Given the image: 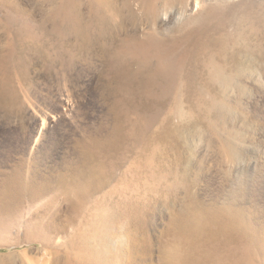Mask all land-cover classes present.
<instances>
[{
	"label": "bare ground",
	"instance_id": "6f19581e",
	"mask_svg": "<svg viewBox=\"0 0 264 264\" xmlns=\"http://www.w3.org/2000/svg\"><path fill=\"white\" fill-rule=\"evenodd\" d=\"M169 14L181 19L161 24ZM30 49L36 74L58 87H74L77 64L99 57L107 118L81 132L73 159L53 163L50 122L39 115L31 151L0 184L3 214L39 202L19 243L57 244L46 264H154V248L159 264H264V224L233 203H202L187 156L189 140L216 129L226 87L241 89L264 63V0H0V99L17 98L13 75L34 84ZM160 207L169 215L157 236ZM28 254L22 263L34 264Z\"/></svg>",
	"mask_w": 264,
	"mask_h": 264
},
{
	"label": "rangeland",
	"instance_id": "374dc122",
	"mask_svg": "<svg viewBox=\"0 0 264 264\" xmlns=\"http://www.w3.org/2000/svg\"><path fill=\"white\" fill-rule=\"evenodd\" d=\"M196 13L197 10L192 9L188 15ZM180 19L169 14L161 20V24L172 25ZM24 56L30 62L34 84L29 86L20 82L19 85L16 75H13L15 80L11 82V89L18 95L17 98L0 99V184L6 177L2 174L8 173L12 165L21 162L23 155L31 151L35 140L33 131L41 128L43 123L39 117L42 112L50 122L44 142L54 143L56 148H49L47 153L53 163L59 162L61 157L73 159L75 142L81 132L90 131L107 118V104L100 97L99 78L103 68L99 57L94 56L77 64L74 87H58L56 82L46 80L39 72V75L36 74L42 64L33 49L26 51ZM240 84L241 89L239 83L226 87L225 107L218 108L215 113L216 129H205L199 138L188 141L191 147L187 155L188 181L202 203L210 206L233 203L244 210L252 225H263L264 63L246 71ZM229 134L235 137L231 138ZM230 144L234 152L227 150L226 146ZM38 203L23 204L14 214L0 212V236L2 238L4 234L3 237L8 239V243L2 240L0 243V264H24L21 259L24 251H29L28 255L34 257V264H46L47 259H52L53 255L47 253L50 247H59L57 244L51 243L48 248H42L38 243L26 244L17 240V236L24 231L21 222L25 220L27 211L34 209ZM168 215L162 207L156 211L153 217L154 235L158 236L163 231ZM60 223L66 225L65 217H61ZM67 227L64 232L54 235L56 241L62 242L71 234L72 228L70 225ZM62 249L55 250L64 252ZM156 249L153 251V263L159 264Z\"/></svg>",
	"mask_w": 264,
	"mask_h": 264
}]
</instances>
